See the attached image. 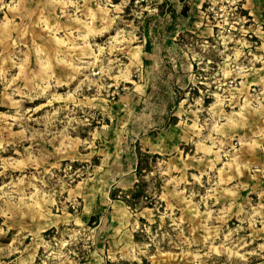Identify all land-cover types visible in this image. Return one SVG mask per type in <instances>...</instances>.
Masks as SVG:
<instances>
[{"label":"rangeland","instance_id":"obj_1","mask_svg":"<svg viewBox=\"0 0 264 264\" xmlns=\"http://www.w3.org/2000/svg\"><path fill=\"white\" fill-rule=\"evenodd\" d=\"M183 4L0 0V264H264V0Z\"/></svg>","mask_w":264,"mask_h":264},{"label":"trees","instance_id":"obj_2","mask_svg":"<svg viewBox=\"0 0 264 264\" xmlns=\"http://www.w3.org/2000/svg\"><path fill=\"white\" fill-rule=\"evenodd\" d=\"M182 12H183V14L186 13V8L185 7L182 8ZM150 50H151L150 49V44H147L145 46L146 53H149ZM171 119L173 120V122L176 121L175 117H171ZM137 152H138L137 153L138 154V159H137L138 161H137V165H136V172H137V176L140 178V176H141L140 173H141V170H142V160H141L140 151H137ZM136 187H139V186L137 185ZM142 194H143V190H142V187H141V188H138V190L131 192L132 199H129L128 197H126V194H125V196L120 197V198L127 206L135 208L137 206V204L139 203L137 200H139V198L142 196ZM111 198L112 199H118L115 194L111 195Z\"/></svg>","mask_w":264,"mask_h":264},{"label":"crops","instance_id":"obj_3","mask_svg":"<svg viewBox=\"0 0 264 264\" xmlns=\"http://www.w3.org/2000/svg\"><path fill=\"white\" fill-rule=\"evenodd\" d=\"M175 1H178V0H173V1L170 0L171 3H172V2H175ZM180 2H181V6H180V9H179V12H178L177 10H176V11L174 10V13H175V14L179 13V15H180L181 17H185V15L189 14V12H190V8H189L187 5H184V4H183L184 0H180ZM175 6H177V5H173L172 8H176ZM183 7L186 8V13H184V14H183V12H182V8H183Z\"/></svg>","mask_w":264,"mask_h":264},{"label":"built area","instance_id":"obj_4","mask_svg":"<svg viewBox=\"0 0 264 264\" xmlns=\"http://www.w3.org/2000/svg\"><path fill=\"white\" fill-rule=\"evenodd\" d=\"M162 2V1H161Z\"/></svg>","mask_w":264,"mask_h":264}]
</instances>
